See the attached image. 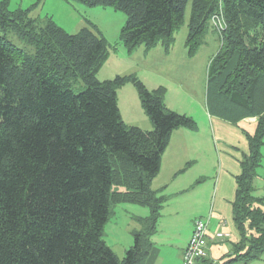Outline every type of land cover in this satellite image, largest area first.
<instances>
[{"label":"trees","instance_id":"trees-1","mask_svg":"<svg viewBox=\"0 0 264 264\" xmlns=\"http://www.w3.org/2000/svg\"><path fill=\"white\" fill-rule=\"evenodd\" d=\"M81 1L125 13L120 40L129 51L159 43L170 49L190 1L191 53L204 44L214 16L226 19L209 68L208 110L257 117L237 178L233 217L241 240L230 262L259 258L264 197L254 194V180L264 144V0ZM30 12H11L0 0V264H146L167 202L152 182L173 132L196 124L166 107L165 88L149 90L136 75L99 81L111 46L97 25L88 21L71 34ZM11 34L33 52L16 46ZM128 83L153 130L122 120L117 92ZM116 203L150 209L122 259L103 239Z\"/></svg>","mask_w":264,"mask_h":264},{"label":"rangeland","instance_id":"rangeland-1","mask_svg":"<svg viewBox=\"0 0 264 264\" xmlns=\"http://www.w3.org/2000/svg\"><path fill=\"white\" fill-rule=\"evenodd\" d=\"M28 9H31L30 13L33 18L45 19L46 17H50L57 25L71 34H76L84 27H87L88 21L97 25L111 46L109 59L97 74V79L99 81H106L114 79L117 75H136L149 90H156L160 87L165 88L164 102L166 107L174 112L191 117L196 124V129L193 131L200 130V134H204V137H209L203 127L200 129V120H202L201 104H204L206 109H208V97L206 104V93L209 68L212 58L220 50L221 38L219 31L214 28L212 23V28L207 33L204 44L198 47L194 53H191L190 46L188 45L192 9L191 1L186 7L184 23L174 32V41L170 49H166L164 44L159 43L150 50H146L144 46H140L132 51H129L120 40L121 30L126 22V15L121 11L115 10L113 7H90L81 0H8V10L11 12L16 10L26 11ZM221 24L224 27L222 32L224 33L228 27L224 17H221ZM10 39L19 48L27 52H33L32 46L22 42L14 34L10 35ZM117 97L122 120L129 126L137 124V121L142 117L149 119L142 107L137 88L134 84L128 83L119 89ZM203 110L207 115L205 109ZM260 151L262 161L257 168V177L254 182L256 189L260 188V191L256 190V195L260 196L262 194L264 197V144L261 146ZM203 152H206V147L203 148ZM217 161L216 168L214 164L209 167V171H215V174L220 173L221 167L220 161ZM196 162L184 174L186 176H183L187 177L185 179H188V184H192L191 187L194 186V188L189 187L190 191H185L180 196L172 194V191L177 189L178 176H175L177 181L174 179V176L170 179L166 177L165 180L167 179V185L169 186L163 190H156L154 188L155 182H152V189L157 191L159 196H165L167 201L187 199L186 201L194 202L193 199H197L195 198L197 196L195 194L197 193L196 191L200 192L199 189H206L207 185H209V177L207 175L202 179H200L199 175L196 176V171L199 172L198 164H200V167L203 164L202 160H199L197 165ZM191 164L192 162L188 163V166ZM168 188L169 190L167 191ZM116 190L125 191L126 188L124 186H117ZM191 195L194 196L192 197ZM206 195L207 193L203 192L202 199H200V207L198 208L200 211L208 204ZM187 206L179 218L172 219V221L175 220L171 223L174 227V234L172 235L178 239H184L186 236L185 232L188 228L186 224L192 213L191 208ZM171 210L173 209L165 208L161 210V213L162 211L170 212ZM149 215L150 209L147 206L139 204L116 203L112 206L110 219L104 227L103 239L113 249L119 259H122L127 250L133 246V233L144 229L140 220L147 218ZM199 217L201 215H195V218L203 219V217ZM160 220L161 216L157 223V232L155 233L159 238H161L160 236L167 235L165 232L168 231L167 227H163ZM165 224L169 225L167 222ZM158 231L161 232L158 233ZM232 231V237L216 239L215 242L210 244V251L207 248L209 262L211 264H264V253L259 258L248 262L238 260L230 262L236 257V245L241 240L237 229L232 228ZM219 232L230 234L226 230ZM235 235H238V237Z\"/></svg>","mask_w":264,"mask_h":264},{"label":"crops","instance_id":"crops-1","mask_svg":"<svg viewBox=\"0 0 264 264\" xmlns=\"http://www.w3.org/2000/svg\"><path fill=\"white\" fill-rule=\"evenodd\" d=\"M201 108L202 120H200V129L203 127L209 137H204V134H200V130L193 131L186 128L175 130L163 154L160 172L153 182H155L154 188L156 190H163L169 186L167 185V179H170L172 176H174L175 180L178 178L177 189L172 191V194L180 196L185 191H190L189 187L192 185L187 183L188 179H185L187 177H183L186 176L184 174L187 173L190 167L194 166L193 163L195 161H197V165L199 160H202L203 164L201 167L198 164L199 172L196 171V176L199 175L200 179H202L207 175L209 177V185H207L206 189H199L200 192L195 190L197 192L195 193L197 194L195 198L197 199H193L194 202L186 201L187 199H177L165 203L163 210L165 208L173 209L170 212L162 211L161 213L160 222L163 224V227H167L168 231L165 232L167 235L160 236L161 238H159L158 235L154 234V241L152 237L154 247L148 256L146 264H182L184 252L194 230L195 221L198 219L195 218V215H201L208 222V236L211 238L208 245L209 251L210 244L216 241L212 237L215 233L226 230L230 233L229 237H232V228L237 229L233 217V202L238 187L237 178L242 173V163L245 157L250 153L248 135H252L255 132L257 117L224 118L211 114L204 104H201ZM203 109H205L207 115ZM132 126H137L147 131L153 130L152 122L145 117L140 118L137 124H132ZM204 147H206L205 153L203 152ZM217 160L220 161L221 167L220 173L215 174V171H209V167L214 164L216 168ZM190 162L192 164L188 166ZM175 176L178 177L175 178ZM166 177L168 178L165 180ZM191 188H194V186ZM254 188V194L256 195V190L260 191V188L256 189L255 182ZM203 192L207 193L206 199H208V204L200 211L198 208L200 207V199H202ZM191 196L193 197L194 195ZM256 196L263 197L262 194ZM186 206L191 208L192 213L189 216L191 220L188 219L187 221L186 225H188V228L185 232V238L178 239L172 235L174 234V227L171 223L175 221H172V219L179 218ZM166 222L169 225L165 224ZM177 234L180 236L179 233ZM235 236L238 237V235ZM206 261L205 264H211L208 256Z\"/></svg>","mask_w":264,"mask_h":264},{"label":"built area","instance_id":"built-area-1","mask_svg":"<svg viewBox=\"0 0 264 264\" xmlns=\"http://www.w3.org/2000/svg\"><path fill=\"white\" fill-rule=\"evenodd\" d=\"M221 17L223 16L219 15L212 18L213 26L219 31V33H222L224 30V27L221 24ZM208 230L209 227L207 220L197 219L195 221L193 234L184 252L182 264H200L201 260L207 259V248L209 240L211 239L208 236ZM227 237H229V234L218 232L215 233L213 239H225Z\"/></svg>","mask_w":264,"mask_h":264}]
</instances>
